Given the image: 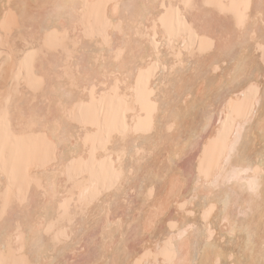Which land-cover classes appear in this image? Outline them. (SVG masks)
Returning a JSON list of instances; mask_svg holds the SVG:
<instances>
[{
	"label": "bare ground",
	"instance_id": "obj_1",
	"mask_svg": "<svg viewBox=\"0 0 264 264\" xmlns=\"http://www.w3.org/2000/svg\"><path fill=\"white\" fill-rule=\"evenodd\" d=\"M0 264H264V0H0Z\"/></svg>",
	"mask_w": 264,
	"mask_h": 264
}]
</instances>
